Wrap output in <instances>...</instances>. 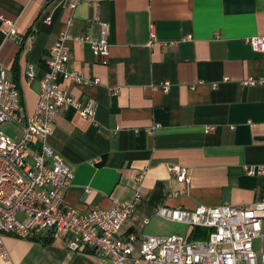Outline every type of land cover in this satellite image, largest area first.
<instances>
[{
	"label": "crops",
	"instance_id": "0c3cea01",
	"mask_svg": "<svg viewBox=\"0 0 264 264\" xmlns=\"http://www.w3.org/2000/svg\"><path fill=\"white\" fill-rule=\"evenodd\" d=\"M100 21L111 29L109 65L75 41L68 65L98 83L61 81L75 99L95 101L96 119L62 109L48 140L75 175L66 207L87 213L130 203L140 193L123 235L199 239L209 230L163 220L158 210L264 201V172L248 174L264 171V82L243 85L264 81V51L249 43L264 38V0H85L74 10L47 7L44 0H0V64L29 115L53 42L67 29L98 36ZM12 24L16 34L6 37ZM29 65L34 80L27 76ZM164 84L168 92L153 89ZM170 165L186 167L190 183L179 182ZM4 243L9 258L0 264H115L69 251L63 237L43 243L6 233ZM254 248L264 253V236Z\"/></svg>",
	"mask_w": 264,
	"mask_h": 264
},
{
	"label": "built area",
	"instance_id": "2783aa9c",
	"mask_svg": "<svg viewBox=\"0 0 264 264\" xmlns=\"http://www.w3.org/2000/svg\"><path fill=\"white\" fill-rule=\"evenodd\" d=\"M44 1L47 7L74 10L85 0ZM50 21V17L45 19L47 23ZM11 26L9 32H4L6 37L16 34ZM110 35V25L101 21L98 36L72 35L68 29L60 33L46 58L47 70L32 115L26 111L17 84L0 64V259L9 258L4 235L10 233L20 239L46 234L54 239L63 237L69 251L110 259L115 264H264V253L258 255L254 248V241L264 236V201L244 207L158 210L157 216L163 220L208 229V238L198 240L179 234L123 235L122 228L140 202V193L130 203H115L108 209L92 208L87 213L66 207L65 193L75 175L48 140L55 133L57 115L62 109L72 108L83 119L94 122L97 105L93 100L75 99L62 88L61 81L98 83L69 69L70 42L88 45L96 61L106 66L110 63ZM151 38L153 44L156 39L153 28ZM249 43L256 51H264V38L254 37ZM27 76L30 80L35 78L32 65ZM263 82L249 79L243 85L254 87ZM217 86L214 84L213 88ZM153 89L168 92L170 85L153 86ZM9 125L17 127L14 135L2 129ZM145 172L146 169L137 179L141 180ZM169 172L179 182L190 183L186 167L170 165ZM263 172V169H249L248 174L260 176Z\"/></svg>",
	"mask_w": 264,
	"mask_h": 264
},
{
	"label": "trees",
	"instance_id": "16d2710c",
	"mask_svg": "<svg viewBox=\"0 0 264 264\" xmlns=\"http://www.w3.org/2000/svg\"><path fill=\"white\" fill-rule=\"evenodd\" d=\"M208 238V232L199 239H207ZM38 240H42L43 243H48L52 241L51 235H43L42 237L38 238ZM191 240H198L197 236L193 237Z\"/></svg>",
	"mask_w": 264,
	"mask_h": 264
},
{
	"label": "rangeland",
	"instance_id": "374dc122",
	"mask_svg": "<svg viewBox=\"0 0 264 264\" xmlns=\"http://www.w3.org/2000/svg\"><path fill=\"white\" fill-rule=\"evenodd\" d=\"M2 129L6 130V132L11 135H14V131H17V127L14 125L3 126Z\"/></svg>",
	"mask_w": 264,
	"mask_h": 264
}]
</instances>
